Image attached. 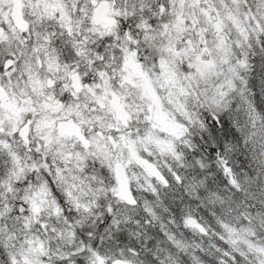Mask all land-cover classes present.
Segmentation results:
<instances>
[{
	"label": "snow or ice",
	"instance_id": "6c2138e0",
	"mask_svg": "<svg viewBox=\"0 0 264 264\" xmlns=\"http://www.w3.org/2000/svg\"><path fill=\"white\" fill-rule=\"evenodd\" d=\"M0 264H264V0H0Z\"/></svg>",
	"mask_w": 264,
	"mask_h": 264
}]
</instances>
